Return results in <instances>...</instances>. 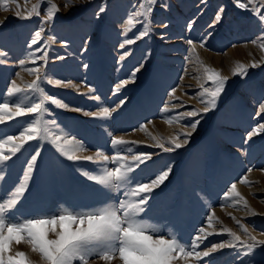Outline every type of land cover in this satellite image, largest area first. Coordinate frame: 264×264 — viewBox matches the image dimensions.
<instances>
[{
  "label": "rangeland",
  "instance_id": "rangeland-1",
  "mask_svg": "<svg viewBox=\"0 0 264 264\" xmlns=\"http://www.w3.org/2000/svg\"><path fill=\"white\" fill-rule=\"evenodd\" d=\"M240 2L247 8H237L234 0H156L150 14V34L121 49L124 39L134 38L138 30H142V24H137L127 35L124 34V22L130 13L139 10L140 0H52L59 11L53 20L43 25L41 51L36 53L41 56L46 50L48 60H37L33 64L29 53L34 52L37 45L29 47L30 41L41 27L49 4L44 0L40 3L39 16L21 19L17 17V11L25 15L38 0H8L0 5V52L7 53L0 56L4 60L0 64V101L6 98L7 87L13 80L24 87L36 78L24 68L40 66H43L41 87L72 108L98 112L103 107L114 108L120 100H125L110 119L92 118L48 102L49 113L44 119L56 122L48 125L53 131L62 128L70 136L83 141L85 150L75 152L81 157L93 156L97 150L109 157L116 155L111 146L113 135L135 142L124 146L125 149L131 146L133 153L125 150L121 155H134L137 151L152 153L147 166L136 169L133 187L135 181L154 178L170 167L168 177L153 190L145 215L142 214L144 220L166 237L169 233L175 234L181 242L190 245L199 229L205 228L206 232L213 234L197 249L203 252L213 244L231 239L222 231L224 228L244 239L240 227L244 225L257 240H264L261 235L264 233V131L259 130V125L264 124V111L260 110V104L264 103V50L261 49L264 39H259L261 22L252 11L257 8L264 13V8L259 0ZM101 7L105 9L102 13L99 11ZM221 7L224 9L222 19L214 24ZM189 22L193 24L191 30L186 29ZM165 23L166 28L162 27ZM49 36L54 39L45 45ZM188 40L193 44H188ZM253 40L257 42L253 44ZM202 41L204 46H201ZM125 50L130 54L121 61L120 56ZM21 59L26 61L24 68L19 65ZM252 63L257 66L251 67ZM237 64L248 66L246 75L232 74ZM138 67L140 70L132 80V73ZM205 67L228 77L226 89L217 99L216 106L207 113L201 109L207 106L202 100L208 97L200 94L202 85L212 87V84L206 83ZM18 72L19 76L16 75ZM181 77L185 80L182 81ZM49 79L61 80L65 84L70 81L79 88L50 84ZM124 80L130 83L117 90V85ZM89 87L93 90L91 93ZM172 89L175 93L170 99ZM89 95L99 99H89ZM33 97L38 101V94H31L29 99ZM181 103L183 107L173 108V104ZM193 110L200 115L181 116ZM30 119L31 116L26 115L0 124V138L18 135ZM169 119L173 122L167 123ZM196 120L199 123L192 138L187 137L188 143L180 149L167 152L153 147L156 141L151 137L163 138L161 142H164L173 133L191 131L187 126ZM141 125H144L143 129ZM166 125L169 130H165ZM163 126L164 130L161 129ZM254 128L257 134L249 139L248 133ZM169 146L165 144V147ZM37 148L41 155L28 190L14 211L18 218L51 216L59 214L62 208L87 212L105 204L118 203L123 197L125 189H110L81 175V170L99 171L116 165L111 162L94 164L84 159L68 161L44 141L29 142L24 150L0 164V176H3L0 196L4 195V189L10 190L19 183L27 160ZM248 169H252L251 173ZM241 177L248 183H241ZM233 183L239 190V198H225L224 193ZM252 198L257 205L252 204ZM209 213L214 214L211 227L207 221ZM50 238L54 236L50 235ZM16 252L26 253L33 264H43L39 254L33 252L27 243H13L8 254L14 256ZM255 253L250 262L244 258L245 264H264V248L257 247ZM117 258L110 264H121ZM240 259L237 249L223 248L203 261L177 259L174 264H240ZM88 264L109 262L93 256Z\"/></svg>",
  "mask_w": 264,
  "mask_h": 264
},
{
  "label": "snow or ice",
  "instance_id": "snow-or-ice-1",
  "mask_svg": "<svg viewBox=\"0 0 264 264\" xmlns=\"http://www.w3.org/2000/svg\"><path fill=\"white\" fill-rule=\"evenodd\" d=\"M7 2L8 0H0V5ZM43 2L44 0H38V3L33 5L31 11H27L25 15H21L17 11V17L31 19L34 15L39 16L40 3ZM234 2L237 8H247V5L240 2V0H234ZM47 3L49 7L41 20V27L35 31L29 45V47L37 45L35 51L29 53V59L33 64L37 60L45 62L48 60L49 54L46 50L43 55L36 56V53L41 51V34L45 31L43 25L53 20L59 11V7L52 3V0H47ZM155 3L156 0H140L139 10L128 15L124 22V34L127 35L137 24H142V30H138V34L134 38L124 39L120 44L121 49H125L126 45H132L137 40L150 34V14L153 10L152 5ZM248 3H252V0H248ZM259 3L264 8V0H259ZM223 10L221 7L217 12L214 24L222 19L221 13ZM99 11L102 13L105 9L101 7ZM252 11L261 22V36L259 39H264V13H261L257 8H253ZM167 26L166 23L162 25L165 28ZM187 27L191 30L193 24L189 22ZM161 38H164L163 34H161ZM53 39L52 36H49L44 44L47 45ZM256 42V40L252 41L253 44ZM187 43L192 45L193 41L188 40ZM201 46H204L203 41ZM261 49L264 50V44H261ZM129 54L125 50L120 56V60L123 61ZM6 55L7 53L0 52V56ZM57 59L62 60L64 57H57ZM2 63H4V60L0 59V64ZM25 63L24 59L19 61L21 68H24ZM256 66V63L251 64V67ZM140 67H143V65L141 64ZM140 67L134 69L131 76L132 80L135 79V73L140 70ZM247 69V65L237 64L232 70V74L244 76L247 74ZM24 71L30 75L34 74L36 78L24 87L18 86L15 80L7 87L6 98L0 101V124L26 115H30L31 119L26 122L18 135H7L0 138V164H4L16 156L17 153L24 150L29 142L44 141L50 143L68 161L76 162L84 159L94 164H108L111 162L116 165V167H103L99 171L81 170V175L95 184L114 190L123 188L125 191L123 197L119 198L118 203L105 204L91 211L75 212L71 209L62 208L59 214L20 219L14 215V211L28 190V183L37 164L38 157L41 155L40 149H35L34 154L27 160L26 170L19 183L10 190L4 189V195L0 196V264H33L26 253L16 252L14 256L8 254L13 243L19 244L21 242L29 244L31 250L39 254L43 264H88V260L93 256L99 257L109 262V264L117 256L121 264H174L177 259L187 261L188 258H192L194 261H203L205 257H210L212 253L223 248L237 249V257L241 258L240 264H245L244 258H248L250 262L251 258L256 254L255 250L257 247L264 248V240H257L255 236L248 232L244 225H240L244 232V239L230 229L224 228L222 231L227 233L231 239L213 244L211 248L203 252L197 251V249L208 236L213 234L206 232L205 228L199 229L197 236L192 238L190 245L181 242L171 233L167 237L161 234L142 218V214L146 211V206L153 190L159 187L168 177L171 170L170 167L156 174L154 178L148 177L146 181H135V186L133 187L132 182L136 169L140 168L141 165L146 167L147 162L152 159V153L137 151L134 155H121L120 153L125 150L129 154L133 153L131 146L126 149L124 146L135 142H129L113 135L111 136V146L116 150V155L109 157L103 151L97 150L93 156L81 157L76 155L75 152L85 150L83 141L70 136L62 128H57L56 131H53L48 125H54L56 122L44 119L45 115L49 113V108L46 106L48 102L57 108L83 112L84 115L92 118L110 119L112 114L125 104V100H120L114 108L103 107L98 112H84L81 108L70 107L62 100L48 94L41 87L43 66L24 68ZM204 74L206 83L211 82L212 84V87L202 85V93L200 94L202 96L206 94L208 97L206 100H202L207 106L201 109L203 113H207L216 106L217 99L225 89L228 77H222L218 71L210 67L204 68ZM16 75L19 76L20 73L18 72ZM48 83L63 87L79 88V85H74L70 81L65 84L61 80L49 79ZM127 83H129L128 80L121 81L117 85V90ZM92 91L89 87L88 92L91 93ZM33 93L38 94V101L35 97L29 99V96ZM174 93L175 89H172L169 93L170 99L173 98ZM88 98L99 99V97L91 95ZM178 106L183 107V104H173V108ZM165 110H167V105ZM260 110L264 111V103L260 104ZM198 115H200V112L195 110L181 114V116L187 117ZM166 122L172 123L173 121L169 119ZM149 123L151 122L149 121ZM198 123L199 120L192 122L189 125L191 131L173 135L164 142H161L163 138L157 140V137H151L156 141L153 146L167 152L183 147L188 143L187 137H190L192 132L196 130ZM141 128L143 129L144 125H141ZM259 130L264 131V124L259 125ZM255 134H257V129L254 128L248 133V138L251 139ZM181 136L184 138L181 139ZM165 144L170 146L165 147ZM248 171L250 172L252 169H248ZM2 179L3 176H0V180ZM240 182L248 183L244 177H241ZM224 196L225 198L239 196L235 183L228 188ZM253 214L255 215V213ZM213 215L209 213L207 217L209 227H211ZM239 223L237 221V224ZM201 233L206 234L201 235ZM50 235L54 236V238H50ZM261 235H264V233H261Z\"/></svg>",
  "mask_w": 264,
  "mask_h": 264
},
{
  "label": "bare ground",
  "instance_id": "bare-ground-1",
  "mask_svg": "<svg viewBox=\"0 0 264 264\" xmlns=\"http://www.w3.org/2000/svg\"><path fill=\"white\" fill-rule=\"evenodd\" d=\"M108 1V0H107ZM81 6V5H80ZM90 10V9H89ZM92 10V9H91ZM180 15V14H179ZM94 16V15H93ZM90 17H92V16H90ZM186 29H188V28H186ZM165 31V30H164ZM236 54V53H235ZM149 56V55H148ZM218 57V56H217ZM214 58V57H213ZM145 59V58H144ZM217 60V59H216ZM216 60H214L215 62H216ZM121 62V61H120ZM191 63V62H190ZM225 65V64H224ZM120 66V65H119ZM205 66V65H204ZM142 69V68H141ZM220 69V68H219ZM25 73V72H24ZM188 78H189V76H188ZM185 80V78H183L182 79V81H184ZM138 81V80H137ZM201 81V80H200ZM186 82V81H185ZM189 82V81H188ZM130 83V82H129ZM210 84V83H209ZM169 86H171V84L169 85ZM69 88V87H68ZM184 88H186L187 89V87H184ZM195 89V88H194ZM226 89V88H225ZM98 90V89H97ZM183 92V91H182ZM81 93V92H80ZM184 93V92H183ZM225 96V95H224ZM115 100V99H114ZM193 100V99H192ZM219 100V99H218ZM200 102V101H199ZM193 105V104H192ZM76 113V112H75ZM58 114V113H57ZM207 115V114H206ZM76 118V117H75ZM77 119V118H76ZM80 119V118H79ZM82 119V118H81ZM114 121V120H113ZM113 123V122H112ZM115 123V122H114ZM172 125V124H171ZM114 126V125H113ZM159 126V125H158ZM202 126V125H201ZM187 127H189V125L187 126ZM111 128V127H110ZM121 128V127H120ZM115 129V128H114ZM122 129H123V127H122ZM162 130H164L165 128H164V126L161 128ZM188 129H190V127L188 128ZM165 130H169V128H168V126L166 125V129ZM173 130V129H172ZM135 131V130H134ZM143 131V133H144V130H142ZM131 132V131H130ZM193 132H195V131H193ZM171 133H172V131H171ZM183 133H184V131H183ZM133 134V133H132ZM167 134V133H166ZM170 135V134H169ZM173 135H174V133H173ZM192 136V135H191ZM190 136V137H191ZM193 137H194V135H193ZM76 138H78V137H76ZM182 138V137H181ZM192 138V137H191ZM191 140V139H190ZM154 147V146H153ZM180 149V148H179ZM231 151V150H230ZM246 151V150H245ZM206 152V151H205ZM247 152H248V150H247ZM125 153V152H124ZM226 153V152H225ZM207 156V155H206ZM214 158H215V156H214ZM247 166V165H246ZM116 167V166H115ZM243 167V166H242ZM241 167V168H242ZM249 167V166H248ZM98 168V167H97ZM96 168V169H97ZM243 169H245V168H243ZM75 172H76V170H75ZM249 173V172H248ZM251 173V172H250ZM241 176V175H240ZM255 176V175H254ZM228 177V176H227ZM226 177V178H227ZM248 177V176H247ZM86 179V178H85ZM224 179V178H223ZM87 180V179H86ZM33 183V182H32ZM29 184V183H28ZM213 187V186H212ZM192 188V187H191ZM215 189V188H214ZM192 190V189H191ZM237 190V192H239V190L238 189H236ZM245 191V190H244ZM192 192V191H191ZM194 192H195V190H194ZM246 192V191H245ZM223 193V192H222ZM244 193V192H243ZM247 193V192H246ZM249 193V192H248ZM251 193V192H250ZM250 197V196H249ZM238 198H239V196H238ZM229 199V198H228ZM119 200V199H118ZM231 201V200H230ZM253 203L252 204H256V201L252 198V200H251ZM215 203V202H214ZM230 203V202H229ZM223 204V203H222ZM235 205V204H234ZM236 205H239V204H236ZM257 205V204H256ZM234 207V206H233ZM238 209V208H237ZM212 210V209H211ZM262 210V209H261ZM235 212V211H234ZM261 212V211H260ZM263 212V211H262ZM215 213V212H214ZM219 214V213H218ZM256 214V213H255ZM145 215V214H144ZM214 216V215H213ZM243 216V215H242ZM145 221H147V220H145ZM201 222V221H200ZM203 224V223H202ZM216 224V223H215ZM200 225V224H199ZM212 226V225H211ZM214 226V225H213ZM215 227V226H214ZM240 229V228H239ZM211 231H213V230H211ZM208 232V231H207ZM166 233V232H165ZM258 233V232H257ZM175 235V234H174ZM177 236V235H176ZM190 237V236H189ZM181 239V238H180ZM188 239V238H187ZM210 239V238H209ZM207 240V239H206ZM205 243V242H204ZM203 243V244H204ZM206 244V243H205ZM12 253V252H11ZM258 257V256H257ZM262 257V256H261ZM118 259V258H117ZM254 261V260H253ZM228 263V262H227ZM209 264V263H208ZM217 264V263H216Z\"/></svg>",
  "mask_w": 264,
  "mask_h": 264
}]
</instances>
